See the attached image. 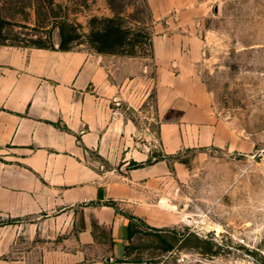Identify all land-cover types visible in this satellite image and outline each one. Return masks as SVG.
<instances>
[{
	"label": "crops",
	"instance_id": "1",
	"mask_svg": "<svg viewBox=\"0 0 264 264\" xmlns=\"http://www.w3.org/2000/svg\"><path fill=\"white\" fill-rule=\"evenodd\" d=\"M203 2L147 0L158 115L171 114L158 133L168 157L221 141L204 85L178 57L194 41L181 28ZM119 58L0 45V264H148L128 257L134 225L162 232L175 223L163 203L182 165L124 167L150 148L116 108L129 90Z\"/></svg>",
	"mask_w": 264,
	"mask_h": 264
},
{
	"label": "rangeland",
	"instance_id": "2",
	"mask_svg": "<svg viewBox=\"0 0 264 264\" xmlns=\"http://www.w3.org/2000/svg\"><path fill=\"white\" fill-rule=\"evenodd\" d=\"M44 1L48 9L42 8ZM203 1V9L181 28L197 44L183 43L178 57L192 65L204 85L210 124L220 126L221 141L184 147L167 158L182 165L163 203L175 223L158 232L137 221L127 250L130 259L148 264H230L244 255L264 259V0ZM0 5L5 15L21 22L9 42L42 38L58 47L61 22L87 34L93 17L121 16L140 33L136 56L115 54L129 88L116 108L133 121L137 141L146 143L150 153L130 158L124 167L134 169L165 156L158 133L171 114L158 115L162 80L147 0H0ZM64 34L70 39L75 32L66 26ZM83 38L82 44L69 46L94 51ZM238 237H245L247 245H237Z\"/></svg>",
	"mask_w": 264,
	"mask_h": 264
},
{
	"label": "trees",
	"instance_id": "3",
	"mask_svg": "<svg viewBox=\"0 0 264 264\" xmlns=\"http://www.w3.org/2000/svg\"><path fill=\"white\" fill-rule=\"evenodd\" d=\"M45 5L42 6L43 9H48V4L44 1ZM31 7V5H30ZM15 8H12V10ZM52 11V10H48ZM36 15H38L37 10L35 9ZM52 15V13H51ZM58 14H54L53 17H58ZM14 17V14H13ZM21 25V22L16 20V18L7 16L4 14V6L0 5V45L1 46H15V47H31V48H44V49H57V50H72L69 46L71 42H77L82 44V37L84 42H86L91 49L98 53H111V54H121L128 56H136V48L141 43L140 33H136L132 27H129L125 24L121 16L114 17H93L90 21V31L87 34H78L75 30L74 24L67 22H61V40L59 46H50L42 38L33 39L29 38L24 40L25 42L16 43L9 42L11 37L9 34L13 32L15 27ZM70 26L72 31L75 32L74 36L70 39L65 37V28ZM31 30L36 28H31L26 26ZM15 38H13L14 40ZM17 39V38H16ZM168 156L161 157L160 159H167ZM144 165V164H143ZM142 165H138L140 167Z\"/></svg>",
	"mask_w": 264,
	"mask_h": 264
},
{
	"label": "built area",
	"instance_id": "4",
	"mask_svg": "<svg viewBox=\"0 0 264 264\" xmlns=\"http://www.w3.org/2000/svg\"><path fill=\"white\" fill-rule=\"evenodd\" d=\"M116 113L117 112H114V114ZM236 244L237 245H247L246 238L245 237L236 238ZM230 264H264V259L259 261L250 255H244L241 258L234 259L233 261L230 262Z\"/></svg>",
	"mask_w": 264,
	"mask_h": 264
}]
</instances>
